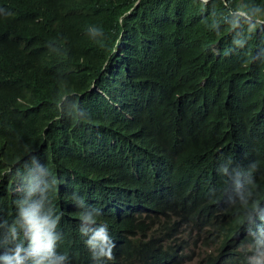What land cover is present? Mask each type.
Segmentation results:
<instances>
[{"label":"trees","instance_id":"16d2710c","mask_svg":"<svg viewBox=\"0 0 264 264\" xmlns=\"http://www.w3.org/2000/svg\"><path fill=\"white\" fill-rule=\"evenodd\" d=\"M144 74L163 100L137 120L156 131L174 170L216 165L206 210L264 199V0H0V155L59 145L52 160L62 169L114 126L98 90ZM7 172L0 161V183ZM233 191L243 200L230 205ZM7 206L0 191V214ZM69 224L62 240L76 259Z\"/></svg>","mask_w":264,"mask_h":264},{"label":"clouds","instance_id":"9594fccd","mask_svg":"<svg viewBox=\"0 0 264 264\" xmlns=\"http://www.w3.org/2000/svg\"><path fill=\"white\" fill-rule=\"evenodd\" d=\"M133 69L124 68V77ZM98 91L114 126L81 145L76 158L67 154V166L52 160L59 145L17 160L0 155L11 174L0 183L8 199L0 214V264H264V199L208 212L216 165L207 174L175 171L156 131L137 120L163 100L152 79L144 74ZM225 200L243 197L233 191ZM67 220L80 248L76 259L62 240Z\"/></svg>","mask_w":264,"mask_h":264}]
</instances>
